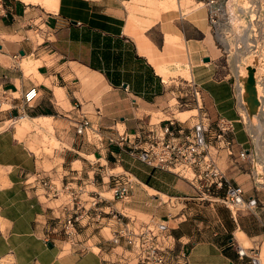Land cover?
<instances>
[{
	"label": "crops",
	"instance_id": "crops-1",
	"mask_svg": "<svg viewBox=\"0 0 264 264\" xmlns=\"http://www.w3.org/2000/svg\"><path fill=\"white\" fill-rule=\"evenodd\" d=\"M180 1L0 0V264H132L118 262L122 247L108 240L109 217L101 228L82 229L86 250L70 248L61 233L70 203L56 202L67 194L47 197L38 182L49 173L57 183L73 178L74 185L106 187L99 180L106 164L134 178L130 194L112 206L139 218L170 215L169 231L177 246H187L190 264H252L264 243V185L252 179L260 165L237 157L249 147L239 109L247 90L238 81V99L203 1ZM186 80L200 89L198 112L194 102L179 106L190 91ZM30 89L35 94L26 100ZM199 112L211 127L218 117L234 120L233 154L217 147L211 155L244 197H257L253 209L229 208L204 195L189 171L177 174L128 152L143 144L149 128L157 135L167 122L189 129ZM15 116L23 118L21 129L27 120L52 117L63 143L57 160L31 151L28 135L15 136L8 123ZM256 151L264 160V148ZM161 194L174 204L159 200Z\"/></svg>",
	"mask_w": 264,
	"mask_h": 264
},
{
	"label": "built area",
	"instance_id": "built-area-1",
	"mask_svg": "<svg viewBox=\"0 0 264 264\" xmlns=\"http://www.w3.org/2000/svg\"><path fill=\"white\" fill-rule=\"evenodd\" d=\"M207 8L208 23L215 37V44L223 56V61L234 73L244 69L245 58L250 55L263 57L264 48V0H202ZM249 51V52H248ZM244 67V68H243ZM237 76V75H236ZM190 91L182 94L183 100L179 106L194 102L198 110L202 108L200 89L191 80H186ZM237 91V81L235 84ZM260 94H257L256 121L253 122L245 113L246 103L239 101L242 112L240 117L246 125L249 147H240L237 157L250 163L256 162L262 171L254 169L253 181L264 185V160L257 158V147L264 148V84ZM33 89L25 93L29 100L35 92ZM239 99V97H238ZM247 107V106H246ZM205 114L197 113V119L189 129L172 122L161 125V135L153 129L144 131L145 138L140 146H128L130 154L146 164L167 168L177 174L191 173L204 195L217 198L229 208L253 209L257 204V197H244L243 188L233 183L219 168L211 155V148L223 147L228 154H233L234 142L229 136L233 132L234 120L218 117L211 127L204 122ZM251 122L253 124H251ZM260 126L256 130L251 126ZM88 126L87 119L76 125L77 132H83ZM139 134V133H138ZM140 135V134H139ZM120 137L119 140H123ZM110 140H114L110 138ZM96 162V160H94ZM99 167H102L100 164ZM104 166L99 175L101 185L106 187H88L85 184H72V179L57 183L49 173L42 174L38 182L44 188L47 197H58L67 194L58 204L69 200L70 207L63 214L61 233L70 248L84 251L90 245L83 243L80 233L83 228H101L106 225V218H112L114 225L108 240L114 245L122 247L118 262L132 264H190L188 248L184 242L179 246L175 237L169 231V218L149 216L139 218L126 214L112 206L113 199L125 198L130 194L134 178L126 170L112 171ZM30 182V181H29ZM83 194V196H82ZM169 200L174 197L167 196ZM124 248V249H123ZM125 251V253H123ZM239 254H244L240 250ZM253 264H259L258 255L251 256Z\"/></svg>",
	"mask_w": 264,
	"mask_h": 264
},
{
	"label": "rangeland",
	"instance_id": "rangeland-1",
	"mask_svg": "<svg viewBox=\"0 0 264 264\" xmlns=\"http://www.w3.org/2000/svg\"><path fill=\"white\" fill-rule=\"evenodd\" d=\"M185 0H181V4L184 3ZM172 5L175 6V0H172ZM194 5V4H193ZM263 54H264V48L262 49ZM222 60H223V56ZM244 69H240L239 71L241 72V74H239V77L236 76V74L234 73V76L236 78L237 81V91H238V81H240L243 85L245 86V89L247 90V95L244 96L245 97V103L247 106V113L246 116L247 118L250 117L249 119H251L253 122L256 121V116H255V112L257 111V103L254 101H257V94H260L261 90L263 89L262 85L264 84V56L263 57H259L257 55H250L247 56L245 58V63H244ZM188 72V70H187ZM189 75V73H188ZM187 73H185V76H187ZM238 77V80H237ZM251 78V80H250ZM239 82V83H240ZM243 94V93H242ZM236 95L239 97L240 99V94L239 91L238 93L236 92ZM241 100V99H240ZM240 111L242 112L241 108H239ZM192 112H195V110H191V111H185L183 112V116H179L178 117L180 119H184L186 118L189 114H191ZM22 119L20 118V116H15L13 117L8 123L14 128L15 130V136L17 138H22L25 134L28 135L29 139H28V144H29V148L31 149V151H33L38 157L42 156L45 158L49 157V158H53L54 160H57V158L55 157L56 155V151L57 149L61 148L62 146V140H60V138L56 135L55 132V126H54V120L52 119V117H47V118H43V117H38V118H33L32 121L31 120H27V124L21 128L20 125L22 123ZM38 123V124H43V126H45L43 129L40 128H36L34 126V123ZM251 124H253L251 122ZM256 132L258 133V131L261 130L260 126H253L251 125ZM91 157V156H90ZM113 165L108 164L107 165V169L108 170H112V171H118L121 170V167L116 166V167H112ZM159 200H162L165 203H169L174 204V201L176 199L171 198V200L168 199V197L166 195H162L160 196ZM59 200H57L56 202H59ZM129 214H136L137 212L133 211V210H128ZM138 216H142L143 214L141 213H137ZM177 216V215H176ZM242 244L244 246L249 245V243L247 242H242ZM263 247H264V243L262 245H260L259 247H257L256 252L257 255L259 256V258H261L262 264H264V252H263ZM253 264V263H252Z\"/></svg>",
	"mask_w": 264,
	"mask_h": 264
},
{
	"label": "bare ground",
	"instance_id": "bare-ground-1",
	"mask_svg": "<svg viewBox=\"0 0 264 264\" xmlns=\"http://www.w3.org/2000/svg\"><path fill=\"white\" fill-rule=\"evenodd\" d=\"M42 1H44V2H46V3H51V0H42ZM171 42V41H170ZM249 52V51H248ZM239 74H241V72L240 71H237V76L239 77ZM263 252H264V248H263ZM258 258H259V256H258ZM259 261H261L262 262V260H261V258L260 259H258ZM260 263V262H259Z\"/></svg>",
	"mask_w": 264,
	"mask_h": 264
},
{
	"label": "water",
	"instance_id": "water-1",
	"mask_svg": "<svg viewBox=\"0 0 264 264\" xmlns=\"http://www.w3.org/2000/svg\"><path fill=\"white\" fill-rule=\"evenodd\" d=\"M209 58L206 56L205 58H204V60H208ZM250 80H251V78H250ZM255 102H256V100H254Z\"/></svg>",
	"mask_w": 264,
	"mask_h": 264
}]
</instances>
